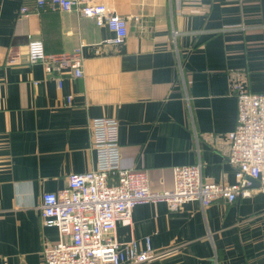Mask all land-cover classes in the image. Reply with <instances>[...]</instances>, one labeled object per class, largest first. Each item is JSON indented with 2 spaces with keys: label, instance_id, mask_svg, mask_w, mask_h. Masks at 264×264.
Wrapping results in <instances>:
<instances>
[{
  "label": "crops",
  "instance_id": "1",
  "mask_svg": "<svg viewBox=\"0 0 264 264\" xmlns=\"http://www.w3.org/2000/svg\"><path fill=\"white\" fill-rule=\"evenodd\" d=\"M35 1L0 0V264H44L59 234L41 221L42 196L97 167V118L118 122L122 167L148 170L153 190L171 189L181 164L236 182L233 85L264 91V0H92L127 18L122 42L76 10L21 12ZM31 40L81 48L83 76L30 63ZM248 181L251 195L232 202L139 203L117 239L162 254L143 264H264V191Z\"/></svg>",
  "mask_w": 264,
  "mask_h": 264
},
{
  "label": "built area",
  "instance_id": "2",
  "mask_svg": "<svg viewBox=\"0 0 264 264\" xmlns=\"http://www.w3.org/2000/svg\"><path fill=\"white\" fill-rule=\"evenodd\" d=\"M71 11L94 18L115 33V41L122 42L128 34V21L111 12L102 2L92 0H36L22 6V13ZM30 63L41 62L50 70L72 71L82 77L81 48L70 52L49 53L41 40L28 44ZM62 87V76L58 78ZM233 90L237 98L235 128L226 134L228 159L236 168L234 184H219L205 180L200 163L181 164L172 168L173 187L153 190L148 170L123 168L121 146L118 141V122L111 118H97L92 125V146L98 154V165L85 172H72L66 187L45 192L42 196L41 221L58 230V240L45 244L44 264H143L162 256L146 240L141 247L135 240L121 242L116 236L119 221L130 220L133 208L142 202L166 201L171 209L197 200L208 206L217 199L234 201L250 196L248 178L259 182L264 191V91H252L240 82ZM72 95L66 96L70 103Z\"/></svg>",
  "mask_w": 264,
  "mask_h": 264
}]
</instances>
